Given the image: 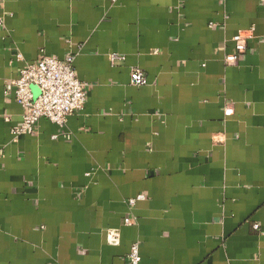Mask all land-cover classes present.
<instances>
[{
	"label": "crops",
	"instance_id": "obj_1",
	"mask_svg": "<svg viewBox=\"0 0 264 264\" xmlns=\"http://www.w3.org/2000/svg\"><path fill=\"white\" fill-rule=\"evenodd\" d=\"M0 14V264H126L134 242L139 264H264V0H0ZM18 52L74 54L86 99L13 140Z\"/></svg>",
	"mask_w": 264,
	"mask_h": 264
},
{
	"label": "built area",
	"instance_id": "obj_2",
	"mask_svg": "<svg viewBox=\"0 0 264 264\" xmlns=\"http://www.w3.org/2000/svg\"><path fill=\"white\" fill-rule=\"evenodd\" d=\"M2 25L3 16L0 14V26ZM252 31L253 29L239 31L232 37L234 50L225 54V64L234 65L238 62L239 57L247 49V40L251 37ZM109 57L111 60L124 59V56L115 53H110ZM15 59L22 65L17 79L12 81V84L15 100L23 112L21 123L10 128L13 140H17L22 135L34 134L41 118L63 127L72 113L83 109L86 94L84 84L75 74L74 54L70 53L63 59L43 55L36 62L30 63L25 61L22 53L18 52L15 53ZM130 83L135 86L145 85L147 77L144 71L138 67L133 68L130 73ZM223 113L225 117L232 115V106H225ZM142 198L143 195H137L129 199V203ZM253 228L258 230V224H253ZM108 239L111 243H116L119 240L117 231H109ZM140 260L139 244L134 242L127 254L126 264H139Z\"/></svg>",
	"mask_w": 264,
	"mask_h": 264
},
{
	"label": "rangeland",
	"instance_id": "obj_3",
	"mask_svg": "<svg viewBox=\"0 0 264 264\" xmlns=\"http://www.w3.org/2000/svg\"><path fill=\"white\" fill-rule=\"evenodd\" d=\"M35 91V90H34Z\"/></svg>",
	"mask_w": 264,
	"mask_h": 264
}]
</instances>
